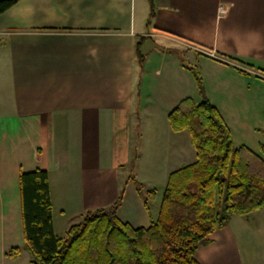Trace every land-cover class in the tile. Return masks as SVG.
<instances>
[{
    "label": "crops",
    "instance_id": "0c3cea01",
    "mask_svg": "<svg viewBox=\"0 0 264 264\" xmlns=\"http://www.w3.org/2000/svg\"><path fill=\"white\" fill-rule=\"evenodd\" d=\"M153 2L150 25L149 0H20L0 15V264H31L22 173H49L61 238L122 191L118 218L151 225L162 197L147 210L130 178L145 193L165 188L197 160L191 134L169 122L182 101L201 100L189 67L235 147L264 144V0ZM209 241L200 264H264V209ZM14 247L20 255L7 257Z\"/></svg>",
    "mask_w": 264,
    "mask_h": 264
},
{
    "label": "trees",
    "instance_id": "16d2710c",
    "mask_svg": "<svg viewBox=\"0 0 264 264\" xmlns=\"http://www.w3.org/2000/svg\"><path fill=\"white\" fill-rule=\"evenodd\" d=\"M18 1L0 0V15ZM149 3L148 25L156 12L153 0ZM140 45L136 52L142 63ZM188 70L196 79L201 100L182 101L170 112L169 122L174 132L191 134L197 160L170 175L151 225L134 228L118 218L122 191L113 206L87 212L61 238L54 229L49 173H22L21 209L31 264H200L197 251L210 243L211 235L235 216L264 209V144L259 151L246 145L235 147L231 129L206 96L198 69ZM136 157L135 153L133 165ZM130 179L150 210L155 190L145 193L143 184ZM20 253L14 247L6 255L15 259Z\"/></svg>",
    "mask_w": 264,
    "mask_h": 264
},
{
    "label": "rangeland",
    "instance_id": "374dc122",
    "mask_svg": "<svg viewBox=\"0 0 264 264\" xmlns=\"http://www.w3.org/2000/svg\"><path fill=\"white\" fill-rule=\"evenodd\" d=\"M257 138L255 139H252V141H250V143L249 144H251L250 146H251V148L253 149V150H255V151H259L258 149H259V147H258V144H257ZM164 189L165 188H163L162 186H160V184H158L156 187H155V192H156V194H157V192H158V195H159V197L161 198L162 197V195H163V193H164ZM150 203H153V200H150ZM81 222V221H80ZM79 222V223H80ZM78 224V223H77Z\"/></svg>",
    "mask_w": 264,
    "mask_h": 264
}]
</instances>
